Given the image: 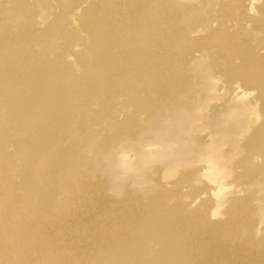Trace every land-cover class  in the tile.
Here are the masks:
<instances>
[{
    "label": "rangeland",
    "instance_id": "374dc122",
    "mask_svg": "<svg viewBox=\"0 0 264 264\" xmlns=\"http://www.w3.org/2000/svg\"><path fill=\"white\" fill-rule=\"evenodd\" d=\"M92 1L0 0V36L13 39L6 59L0 60L5 84L0 113L4 116L11 106L15 115H22L25 109L17 102L22 97L37 104L43 92L51 99L63 96L66 119L53 108L49 118L63 143L77 153L67 165V178L72 179L73 166L85 182V194L68 186L72 192L64 196L73 199L71 207H58L49 229L37 236L62 243L63 253L74 255L65 258L68 263L113 264L119 252L139 250L136 232H144V218H163L165 225L175 223L183 233L192 227L181 240L187 247L182 264H264V68L243 73L240 60L228 63L227 46L232 42L243 50L244 45L262 57L255 64H264V0H125L123 5L102 0L99 7L111 11L106 20L93 11ZM118 9L129 14L114 19ZM245 9L248 16L242 15ZM224 18L234 28L233 36L224 34ZM117 25L123 36L113 29ZM111 28L119 40L106 34ZM242 40L247 43L239 45ZM166 43H176L171 53L156 49ZM142 53L147 62L141 61ZM28 71L38 93L20 83L30 76ZM140 76L146 80L135 81ZM2 130L0 126V135ZM5 149L16 154L11 141ZM209 158L223 166L222 175ZM52 164L44 163L40 172ZM12 182L17 185L20 178ZM118 236L130 244L107 247V240ZM176 244L161 243L169 252ZM22 254L33 258L28 250Z\"/></svg>",
    "mask_w": 264,
    "mask_h": 264
},
{
    "label": "bare ground",
    "instance_id": "6f19581e",
    "mask_svg": "<svg viewBox=\"0 0 264 264\" xmlns=\"http://www.w3.org/2000/svg\"><path fill=\"white\" fill-rule=\"evenodd\" d=\"M116 1L118 2V5H123L124 2H126L125 0H116ZM101 3H102V0H93L90 4L93 7V11L95 13L100 12L97 14L104 15L103 20L109 19V15H110L111 11L109 10V8H102L101 9L99 7L101 5ZM94 6H96V7H94ZM249 13L250 12L247 9L242 11L243 16L244 15L248 16ZM114 14H115L114 19H115V17H119L122 19V18H125L129 13L126 10L118 9V10H116V13H114ZM225 16L228 17L229 15L226 14ZM124 21H126L127 24H130V23H133L135 20H124ZM221 27H223V29H224V34L233 36V32L235 30L232 27V25L228 22L227 19H225V22L221 25ZM113 29H118L117 33L121 34L123 36V32H124L123 28L118 27V25H117ZM113 29L111 28V32H106V34L114 35V38L119 40L121 38V36L116 35V32H112ZM161 33H163V32H160L158 35L160 36ZM104 34H105V32H104ZM22 36H26V33H22ZM244 43H247V42L245 40H242L239 42V45L244 44ZM193 44L195 45V43H193ZM12 45H13V39L9 38L8 36H0V60L6 59V50L9 49ZM175 45H176V43L175 44L174 43L173 44H167L166 43L165 46L164 45H158L156 47V49H160L162 52L167 54L169 52L171 53V51L175 48ZM227 46H228L230 53H231L228 56V63L230 65L234 64V62H236L237 60H240L241 64H239V66H240V70L243 73H245L246 71H251L254 68L258 67L259 65H260L261 69L263 70V68H264L263 63L262 64L261 63L255 64V58H257V57L262 58V57L254 55L251 49H245L246 46L242 45L241 46V47H243V50H242L241 48H237L236 43H232V42L231 43L229 42ZM263 49H264V46H263ZM160 56H161V54L158 57H160ZM140 59L142 62H144V61L147 62L149 60L148 55L145 53L141 54ZM30 61L31 60H28V62H30ZM129 61H130V59H129ZM158 62H160V61H158ZM158 62L156 61L155 63L157 64ZM129 71H130V69H126L125 72H129ZM27 73L30 76L28 78H26L25 80L20 81V83L22 85H24L25 87H27L29 90L33 91V89L37 85L35 87L33 86L34 79L32 78V71H28ZM120 76L122 79V74ZM171 77L172 76L170 75L166 80H169ZM134 78H136L135 81H137V82L138 81L141 82L144 79L146 80V76H140V77H134ZM134 78H131V79H134ZM131 79L129 81L132 83L134 82V84H136L135 81H132ZM81 82H84L83 78H82ZM0 84H2V77L1 76H0ZM36 89H37V93H38L39 88L36 87ZM261 90H262V95L264 96V87H262ZM164 92L166 93L167 91L164 90ZM97 93L98 92H95L93 94V97H95V94H97ZM4 94H5V84H2L1 90H0V102L4 98ZM41 94H46V95L43 97L40 96L39 102L37 104H33V102L28 100L26 96H25L26 98L22 97L21 101L17 100V102L20 103L19 105L22 106V109H25V110L21 111V114L23 116L18 115V114L15 115L14 114L15 108H12L11 106L6 109V113L4 112V116H2L0 113V126L3 129L2 131L5 133L4 135H0V221H1V225H0V264H91L87 260L84 261L83 263L81 260L80 261H74L73 260L71 263L66 262L65 258L71 257V259H73L72 257L74 255L68 254L71 256H67L65 253H63V249L61 248L62 243H61V245H59V244L57 245V243L55 242V239L51 238L52 239L51 240L50 238L46 237V235L37 236L39 233L40 234L42 233L43 229L46 230L45 227H47L48 224L50 223V219H51L52 215L56 212L58 207H63L64 209H66L70 206V201L73 199L69 200L68 199L69 197L64 196V195L67 192H68V195H70L72 190H76L77 188H80V192H81L84 188L82 185L85 184V182H83V179H82L84 176H83V174L79 173L77 167H73V166L70 167L72 179L69 180L67 178V176H66V169L68 168L67 165L73 163L70 160V158L74 159L75 157L73 155H76L77 153H76V150L74 151V150L70 149L71 145L63 143V139L61 138L62 134H60V132L54 127L53 121L50 120V118H49V110L51 108H53V109H55L56 115H58L59 111L63 112L64 115H63L62 119L63 120L66 119V113H67L68 107L64 104L63 96L58 95L57 97H53V99H51L50 95L47 92H43ZM244 94L248 96L251 94V92L246 91ZM83 105L90 106V103H83ZM25 117L28 119L27 122L25 120ZM18 119H21L20 123L18 122ZM7 141H11L14 143L15 148H16V154L12 155L11 153L6 152L5 145H6ZM72 144H74V143H72ZM48 160L52 161V163H53L51 168H49L46 171L44 170V172H40L43 170V168H42L43 164L46 162H49ZM209 161H210L209 162L210 166L212 168H215V171H217L216 173L219 172V176L222 175L221 169L223 168V166L218 164L214 158H209ZM216 176H217V174H216ZM14 177L20 178V182L17 185L12 182ZM88 183L90 184V182H88ZM70 184L73 187L72 190H68L69 189L68 186ZM217 191L219 192V195H220L221 194V187H218ZM83 193L85 194L86 192L83 190ZM81 197H79V199ZM88 197L89 196H87V198ZM76 199H78V198H76ZM81 200H80V202L82 203L83 201H81ZM84 203H86V202H84ZM85 205H88V204L86 203ZM157 205H158V203H157ZM130 208H132V207H130ZM160 208H162V207H160ZM20 209L25 211L26 214L24 215L21 212H19ZM72 209H73V206H72L71 210ZM74 209H75V207H74ZM138 209H139V207H138ZM148 209L149 208H147V210ZM79 210H80V207H79ZM132 210L134 211V209H132ZM59 211H60L59 212L60 215L62 212H64V211L61 212V209ZM139 211H141V210H139ZM154 211H155V209H154ZM150 212L151 211L149 209V213ZM65 213H68V211H65ZM70 213H72V212L70 211ZM114 213L115 212H113V214ZM133 213H135V212H133ZM133 213H131V214H133ZM161 213H162V211H161ZM76 214H78V213H76ZM135 214H133V216ZM164 214H167V213H164ZM56 215L57 214H55V216ZM155 215H157V214L155 213ZM158 215L160 216V211H159ZM132 217L130 216L129 218L131 219ZM143 217H144V215H143ZM145 217H147V216H145ZM165 217H166V215H165ZM177 217H176V219H177ZM141 218L142 217L136 218V222H137V219L140 220ZM150 218H153V217L147 218V221H145L146 219L144 218L143 223H145V225H146L144 232H140V233L136 232V234L138 235L137 237H138V245H139V247L136 249H139V250L138 251H132V252L128 251L127 253L124 251V254H122V252H119L117 254V256L115 257L113 264H182L181 263L182 258H183L182 255L186 252L187 247H186L185 243L181 242V240H182V238L185 237L186 234H188V232L192 231V229H191L192 227L189 226L187 231L185 233H183V232H180V230H178L179 227L177 228V225H175V223H174V225H172L173 223H169V225L168 224L165 225L167 222L165 223V219L163 220V218H158L156 220L154 218L151 220ZM183 218L185 219V217H183ZM78 219H79V217H78ZM122 219H120V220L122 221ZM125 219H127V217ZM72 220H74L73 217H72ZM124 221H126V220H124ZM134 221L135 220H133V222ZM187 222H188V220H187ZM69 223H71V221H69ZM182 224H183V222H182ZM188 224H190V223H187V225ZM81 225H83V224H81ZM77 227H76V230H77ZM122 227H123V225H122ZM69 228H73V226L69 227ZM84 228H85V225H84ZM199 228H200V226H199ZM37 230H39V232H36ZM132 230L133 229H131V231ZM6 232H11L12 234H10V235H12V237H9V235H6ZM73 232L74 231H72V235H74ZM79 232H81V230ZM74 233H76V232H74ZM131 234H133V233H131ZM234 234H236V233H234ZM77 235H78V232H77ZM123 235H124V233H123ZM133 235H135V234H133ZM74 236H76V235H74ZM238 236H236V237H238ZM80 237L81 236H79V238ZM219 238H220V236L218 237V239ZM234 238H235V236H234ZM81 239H83V238H81ZM94 240H96V239H94ZM110 240H107V242H108L107 247H110V245L113 242H114V245L117 244L120 246H122V245L125 246V245L130 244L129 239H126L123 236H118L117 238H113ZM172 240L176 241L177 244L174 245L173 250H171L169 252L166 249H164L162 247V245L164 244V242L172 241ZM192 240H194V239H192ZM232 240H234V239H232ZM243 240H244V238H243ZM76 241H78V240H76ZM216 242H215V244H216ZM74 243H76V242L74 241ZM84 243H83V245H84ZM161 243H162V245H161ZM228 243H229V241H228ZM191 244L193 245V243H191ZM246 244L248 245L247 242H246ZM229 245H230V243H229ZM243 245L245 246L244 243H243ZM105 246H106V244H105ZM219 246H220V248L222 247L221 244ZM239 247H240V245H239ZM217 248H218V246H217ZM81 249H83V248H81ZM25 250H28L29 253L31 252V256L34 258L35 263H33V260H32L33 258L26 259L27 257L22 254ZM206 250H208V249H206ZM102 251H103V254L105 255L107 250L103 249ZM109 252H107V253H109ZM174 253H177L179 255V256L177 255L178 258L176 260H173V258L171 257ZM84 254H86V253H84ZM190 254H192V253H190ZM190 254H189V258L191 256ZM218 254H219V252H218ZM87 255L88 254H86V256ZM195 255H196V253H195ZM226 255L227 254H225V256ZM245 255H246L245 257L247 258L248 257L247 254H245ZM263 255H264V253H263ZM107 256H109V255H107ZM145 256H146V259H145ZM235 256H236V254H235ZM213 257L210 256V259H213ZM259 257H260V255H259ZM254 258L255 257H253V260H254ZM90 259H92V258H90ZM105 260L107 261V257H105ZM198 260H199V258H198ZM198 260H196V262ZM204 261L206 262V260H204ZM245 261L247 263L248 259L244 260V262ZM261 261H264V260H261ZM107 262H105L103 260L102 264H110ZM221 262H223V260ZM252 262L255 263V260ZM228 263H230V262H228ZM257 263H259V262H257Z\"/></svg>",
    "mask_w": 264,
    "mask_h": 264
}]
</instances>
